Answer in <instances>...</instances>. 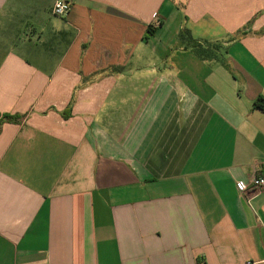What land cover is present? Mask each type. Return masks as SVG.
Segmentation results:
<instances>
[{"label":"crops","instance_id":"crops-1","mask_svg":"<svg viewBox=\"0 0 264 264\" xmlns=\"http://www.w3.org/2000/svg\"><path fill=\"white\" fill-rule=\"evenodd\" d=\"M69 1L0 0V264H264V0Z\"/></svg>","mask_w":264,"mask_h":264},{"label":"built area","instance_id":"built-area-1","mask_svg":"<svg viewBox=\"0 0 264 264\" xmlns=\"http://www.w3.org/2000/svg\"><path fill=\"white\" fill-rule=\"evenodd\" d=\"M71 9V3L69 0H54L51 13L56 17L66 16ZM236 188L240 193H245L247 190L255 192L264 189V177H252L247 186L240 182H236ZM245 264H253L252 262H246Z\"/></svg>","mask_w":264,"mask_h":264},{"label":"trees","instance_id":"trees-1","mask_svg":"<svg viewBox=\"0 0 264 264\" xmlns=\"http://www.w3.org/2000/svg\"><path fill=\"white\" fill-rule=\"evenodd\" d=\"M150 33V30H148ZM189 35V32L187 30H182L181 31V37H185V36H188ZM255 106L260 108V109H264V105H263V102L262 100H257L255 102ZM0 120H5V121H10V122H15L17 120V117L16 116H11L9 114H2L0 116Z\"/></svg>","mask_w":264,"mask_h":264}]
</instances>
